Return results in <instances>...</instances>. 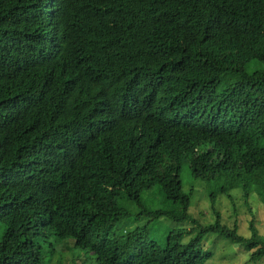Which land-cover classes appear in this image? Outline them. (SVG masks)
<instances>
[{
    "label": "trees",
    "instance_id": "1",
    "mask_svg": "<svg viewBox=\"0 0 264 264\" xmlns=\"http://www.w3.org/2000/svg\"><path fill=\"white\" fill-rule=\"evenodd\" d=\"M264 0H0V264H45L74 241L96 264H206L221 223L166 247L132 217L190 218L183 166L264 201ZM225 84V85H224ZM222 88V90H220ZM158 189L172 210L148 211ZM214 199V196H212Z\"/></svg>",
    "mask_w": 264,
    "mask_h": 264
},
{
    "label": "rangeland",
    "instance_id": "2",
    "mask_svg": "<svg viewBox=\"0 0 264 264\" xmlns=\"http://www.w3.org/2000/svg\"><path fill=\"white\" fill-rule=\"evenodd\" d=\"M256 71H264V63L252 61L246 66L247 73ZM181 180L185 192L192 197L189 220L175 222L167 216L155 220L141 213L142 208L137 204L121 202L132 217L115 226V233L121 235L123 232L144 229L147 230L145 235L148 240L166 247L173 235L182 232L185 235L180 244L186 246L200 235L201 229L215 225L219 213L222 226L230 230L237 227L238 235L246 240L252 237L249 223L252 218H256V226L264 239V201L258 193L250 194L246 200L241 188L225 192L224 179L211 182L197 180L187 165L182 168ZM144 198L149 212L173 209L158 189L148 192ZM42 242L47 254L45 264H96L95 258L89 252L78 249L74 241L60 242L50 237L47 242ZM201 252L212 256L206 264H264V260L253 261V253L247 250L245 244L233 243L219 234L203 237Z\"/></svg>",
    "mask_w": 264,
    "mask_h": 264
}]
</instances>
